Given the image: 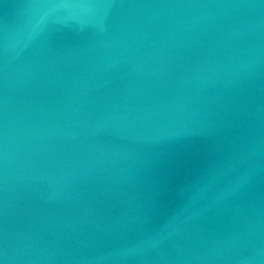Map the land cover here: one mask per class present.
<instances>
[{"label": "water", "instance_id": "obj_1", "mask_svg": "<svg viewBox=\"0 0 264 264\" xmlns=\"http://www.w3.org/2000/svg\"><path fill=\"white\" fill-rule=\"evenodd\" d=\"M0 264H264V0H0Z\"/></svg>", "mask_w": 264, "mask_h": 264}]
</instances>
